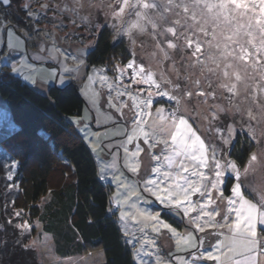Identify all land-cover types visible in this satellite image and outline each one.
Here are the masks:
<instances>
[{
    "label": "rangeland",
    "instance_id": "rangeland-1",
    "mask_svg": "<svg viewBox=\"0 0 264 264\" xmlns=\"http://www.w3.org/2000/svg\"><path fill=\"white\" fill-rule=\"evenodd\" d=\"M81 2L84 7H77L75 11L72 10L73 0H11L9 6L0 4V17H3L4 24L10 23L18 34L9 38L4 28L0 27V72L5 71L18 77L39 93H47L50 86L62 88L74 81L85 101V107L80 116L71 119V123L91 150L100 180L110 185V211L116 212L119 227L136 264H158V261L160 264H180L181 258L191 261L194 252L199 256L196 264H217L216 261L206 259L200 254H215L218 241L226 243L225 237L230 235L227 230L206 227L204 232L197 231L190 217L197 216L199 209L185 217L182 212L178 214L176 210L161 204L154 196L144 191L145 181L155 179L158 175L152 172L153 167L159 166L162 170H167L163 156L170 154L171 148L166 149L164 144L157 143V139H168L170 144V138L166 134L157 138L150 135L149 143L146 144L145 138L140 136L134 139L133 143L127 144V136L137 127L135 114L141 109L147 121L143 125L144 130L151 132V126L159 120L157 109H164L163 116L169 117V113L179 107L180 113L185 115L206 145L209 167L197 170L204 171L210 179L214 178L212 154L215 151L222 164L225 160L236 163L246 199L256 203L258 207L264 206V135H261L264 130V93L258 89L259 83L262 82L258 79L250 80L247 89L242 83L238 84L239 94L236 96L228 92L227 88L221 87V84L225 83L230 86L234 78L230 81L223 77V63L219 51L209 45L211 36L204 37L202 33L193 30L185 32L181 26L174 25L175 17L171 13L165 14L166 21L157 19L158 28L155 33L150 25L146 34L141 35L134 31L132 38L136 43L133 45L122 29L127 26L129 20L136 19L134 14L131 17L125 16V24H118L114 14L107 8L90 10L87 0ZM101 2L107 4L109 0H93V3ZM147 2L160 4L162 0ZM43 3H49L50 7L47 10L41 8ZM25 5L31 6L28 9V12L32 13L31 17L24 10ZM65 5L68 6L67 10ZM113 7L118 9L119 5L114 4ZM144 11L156 19L157 13L162 9ZM104 26L110 31L114 41L123 40L128 47L129 57L121 58L120 61L110 59L106 68L90 67L86 62V54L94 47L97 35ZM171 26L177 27L178 38L171 33L159 35ZM18 37L21 46L12 50L5 58L2 53L9 52L6 47L8 40L11 39L15 45ZM188 39L193 40L191 47L188 46ZM169 41L176 47L169 49ZM197 42L201 44V52L193 56ZM41 47L45 50L40 51ZM165 52L168 58H165ZM213 55L216 56L217 62L221 63L220 68L210 59ZM129 62L133 63V68L126 67ZM6 63H16L20 66V71L11 73L10 68L5 67ZM141 66L145 73L136 75V80L142 82L135 83L132 78L133 71H138ZM149 71L153 73V79L161 89L170 90L173 85H179L176 92L178 97H182L179 106L175 100L157 95L155 85L150 88L148 83L143 82ZM101 77L106 79L101 80ZM197 80L200 81L199 87L195 84ZM165 81H170L171 84ZM149 90L153 93L150 108L141 103L148 99ZM188 91H192V96H187ZM201 91L211 95L200 96L197 93ZM122 105L124 107H121ZM117 108H120V111H117ZM249 109L255 119L248 117ZM11 126L7 106L0 98V134L6 131L5 129L10 130ZM229 127L233 129V133L229 138L230 142L225 145L223 140L228 137ZM249 128L255 130L256 138L249 135ZM151 144H156V147H151ZM125 145L129 153L135 151L137 145L142 151L138 156L131 157L124 152ZM243 147H247L248 156L240 166L231 153L238 157ZM253 153L257 156L256 161H250ZM154 155L160 159L154 160ZM137 163L139 168L132 172L130 167ZM185 163L190 170L196 167L195 162ZM4 164L3 173L6 174H3L5 176L0 183V257L4 254H7L6 257L11 255L8 246V241H11L17 242V251L22 248L20 256L23 257H20V260L24 264H104L105 258L101 249L87 250L82 255L70 258L57 257L51 236L42 231L37 220H30L22 213L17 216L16 213L21 211L9 208L6 197L14 190L7 187L10 184L7 177L13 174V171L9 162ZM227 177L233 179L231 188L237 183L235 171L225 169L223 182L220 184L223 196L214 194L215 203L208 210L216 208L221 213L228 211L227 199L232 193L231 188L228 194L223 190ZM134 192L136 195H133ZM193 201L202 202V198L197 194L193 196ZM137 210L158 215L159 220L175 229L179 236L192 233L198 244L197 249L178 247V237L173 236L162 224L157 225L158 232H153L152 222H145L140 218L132 219L131 216L135 215ZM122 212L129 213V217L122 220ZM231 218H235L234 213ZM216 219L223 222L220 216ZM25 221L30 225L29 228L17 227ZM145 223L149 226L145 227ZM259 227L260 225L257 226L259 242L264 243V235L259 236ZM145 237L154 242L153 247L147 244L141 247ZM129 240L132 243H129ZM220 251H224V248ZM149 252L151 255H148Z\"/></svg>",
    "mask_w": 264,
    "mask_h": 264
},
{
    "label": "snow or ice",
    "instance_id": "snow-or-ice-1",
    "mask_svg": "<svg viewBox=\"0 0 264 264\" xmlns=\"http://www.w3.org/2000/svg\"><path fill=\"white\" fill-rule=\"evenodd\" d=\"M10 3L11 0H0V4L4 6H9ZM87 4L90 10L94 8H107L114 14L118 24H125V16L131 17L134 14L136 19L129 20L127 26L122 29L123 34L129 36L133 45L136 43V40L132 38L134 31L141 35L146 34L147 27L150 25L155 33V30L158 28L157 19L166 21L165 14L171 13L175 17L174 25L181 26L185 32L193 30L194 32L202 33L204 37L211 36L209 45L219 51L220 60L223 63V77L230 81L234 78V82H231L230 86L225 83L221 84V87L227 88L228 92L236 96L239 94L238 84L242 83L245 89H247L248 81H256L258 79L262 82L258 85L259 92L264 93V0H162L160 4L150 3L147 0H122V2L121 0H109L107 4L103 2L97 4L93 3V0H87ZM114 4L119 5L118 9L113 7ZM30 7V5H25L24 10L28 12ZM40 7L47 10L50 4L43 3ZM67 7L65 5V10H67ZM77 7L83 8L84 3L81 0H73L72 10L75 11ZM57 8H59V4ZM147 9H162V11L158 12L156 19H154L144 11ZM28 15L31 17L32 13L28 12ZM175 26L167 27L159 35L165 36L166 33H171L178 38V29ZM0 27L4 28L9 38L14 35L18 36L10 23L8 25L4 24L3 17H0ZM120 30L118 29V31ZM187 43L191 47L193 40L188 39ZM20 46L19 37L15 45L9 39L6 45L9 52L2 53V55L7 58L12 50ZM167 46L169 49L176 47L171 41L168 42ZM157 47H159V44H157ZM44 50L41 47L40 51ZM200 52L201 44L197 42L192 55L196 56ZM164 55L165 58H168L166 52ZM210 59L216 64L217 68L221 67V63L217 62L216 56L213 55ZM5 67L10 68V72L13 74L20 71V66L16 63L11 65L6 63ZM126 67L133 68V63L129 62ZM67 70L65 69V71ZM209 71L214 70L209 69ZM144 73L145 69L142 66L138 68V71L134 69L133 81L141 83L142 81L136 80V75H143ZM53 76H55V72H53ZM105 79L106 77H101V80ZM32 82L35 83V80ZM143 82L148 83L150 88L152 85H155L157 95L166 96L168 100H175L177 106L180 105L182 97L176 95V92L179 90L178 84L173 85L170 90L161 89L160 85L153 79V73L150 71ZM165 83L171 84L170 81H165ZM195 84L199 87L200 81H195ZM123 94L118 93V95ZM192 94V91L187 92V96L189 97ZM197 94L200 96L211 95V93L203 91ZM152 95V91L149 90L148 99L141 101V103L150 108L153 103ZM113 106L115 107V105ZM121 107H124V105ZM219 110L223 111V109ZM117 111H120V108H117ZM163 112L164 109H157L159 120L151 126V132H146L143 125L147 121L144 119L145 113L141 109V111L135 114V121L138 122L137 127L131 135L127 136V144L133 143L134 139H138L140 136L145 138L144 142L147 144L149 143L148 137L150 135L153 138H157L166 134L171 141L169 144L168 139H157V143L164 144L166 149L171 148L170 154L163 156L167 170H162L159 166L153 167L152 172L158 175L155 179L145 181L144 191L154 196L161 204H165L176 210L178 214L182 212L185 217H189L191 212H196L199 209L197 216L190 217V221L197 231L204 232L206 227L227 230L230 235L225 237L226 243L218 241L216 253H201L200 255L204 258L214 260L217 264H264V243L259 242L257 234V226L264 225V206L258 207L256 203L246 199L239 181L240 172L236 163L225 160L222 164L220 158L213 151L212 161L215 170L212 176L214 178L210 179L204 171L197 170L209 167L204 140L197 135L189 120L185 118V115L180 113L179 107L169 113V117H164ZM247 115L250 119H255L250 109ZM248 131L250 136L256 138L255 130L249 128ZM232 133L233 129L229 127L228 137L223 140L225 145L230 142L229 138ZM261 135H264V130L261 131ZM150 146L154 148L156 144H151ZM141 151L142 149L137 145L136 150L129 153L127 146H124V152L131 157L138 156ZM153 159L159 160L160 157L154 155ZM256 160V154H251L250 161ZM186 161L195 162L196 167L190 170V167L185 163ZM138 168L139 164L137 163L131 166L130 170L136 172ZM225 169L235 171L237 178V183L231 188L232 196L227 199L228 211L221 213L216 208L208 210L215 203L213 199L214 194L218 193L221 197L223 196L220 184L223 182ZM245 171H247V168ZM7 178L11 180V174ZM197 194L202 198V202L193 201V196ZM133 195H136V193L134 192ZM205 197L206 199H203ZM132 207H135V205H132ZM233 213L234 219L231 218ZM16 215L19 216L20 212H17ZM218 216L222 218L223 222L217 221L216 218ZM127 217H129V213L122 212L120 218L123 220ZM131 218L134 220L140 218L145 222H152L151 228L153 232H158L159 228L157 225L162 224L164 228L172 232L173 236L178 237L176 240L178 247L183 246V248L191 249H197L198 247L192 233L179 236L175 229L160 221L158 215L137 210ZM144 226L148 227L149 224L145 223ZM17 227L27 229L30 225L25 221L24 224ZM128 242L132 243L131 240ZM144 244L149 245V247L154 246V242L147 237H145L141 247ZM29 246L25 245V247ZM221 248H225L226 251H220ZM148 255H151V252ZM198 259L199 256L194 252L191 261H185L181 258L180 264H196ZM158 264H160L159 261Z\"/></svg>",
    "mask_w": 264,
    "mask_h": 264
},
{
    "label": "trees",
    "instance_id": "trees-1",
    "mask_svg": "<svg viewBox=\"0 0 264 264\" xmlns=\"http://www.w3.org/2000/svg\"><path fill=\"white\" fill-rule=\"evenodd\" d=\"M128 57L127 45L120 39L114 41L104 26L87 52L86 62L90 67L106 68L110 59ZM0 98L12 124L10 130L0 134V183L6 174L4 163L9 162L13 171L7 185L14 190L6 197L9 208L37 220L42 231L51 236L59 258L101 249L104 264H136L116 212L110 211V185L100 180L91 150L71 123L85 107L74 81L39 93L2 71ZM240 153L238 157L231 155L242 166L247 147ZM232 181L226 178L225 194ZM8 243L12 257L1 255L0 264H24L20 260L22 248L17 251V242Z\"/></svg>",
    "mask_w": 264,
    "mask_h": 264
},
{
    "label": "crops",
    "instance_id": "crops-1",
    "mask_svg": "<svg viewBox=\"0 0 264 264\" xmlns=\"http://www.w3.org/2000/svg\"><path fill=\"white\" fill-rule=\"evenodd\" d=\"M260 230H264V225H260V227H259V236H260V234H261ZM260 237H262V236H260ZM224 251H226L225 248H224Z\"/></svg>",
    "mask_w": 264,
    "mask_h": 264
}]
</instances>
